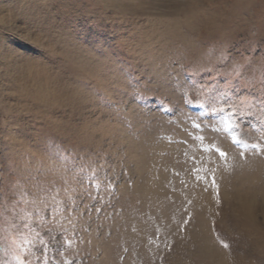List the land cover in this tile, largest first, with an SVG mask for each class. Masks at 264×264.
I'll return each mask as SVG.
<instances>
[{"label": "rangeland", "instance_id": "obj_1", "mask_svg": "<svg viewBox=\"0 0 264 264\" xmlns=\"http://www.w3.org/2000/svg\"><path fill=\"white\" fill-rule=\"evenodd\" d=\"M263 191L264 0H0V264H264Z\"/></svg>", "mask_w": 264, "mask_h": 264}, {"label": "bare ground", "instance_id": "obj_2", "mask_svg": "<svg viewBox=\"0 0 264 264\" xmlns=\"http://www.w3.org/2000/svg\"><path fill=\"white\" fill-rule=\"evenodd\" d=\"M242 200V202H241V204L240 205H242V207L243 208H245V209H247V212H245L246 214H247V216L249 215V208H251V204H250V200L249 199H241ZM240 200V201H241ZM253 201V200H252ZM261 202L263 203V207H264V191H263V195L261 196ZM239 209V208H238ZM260 209V208H259ZM263 210H264V208H263ZM240 211V210H239ZM255 211V210H254ZM241 216V215H240ZM251 218V217H250ZM250 220V219H249ZM244 222H245V220H244ZM248 222V221H247ZM257 241L258 242H260V245H264V236L261 234L260 236H259V239H257Z\"/></svg>", "mask_w": 264, "mask_h": 264}]
</instances>
